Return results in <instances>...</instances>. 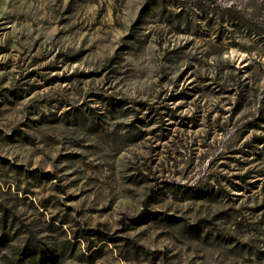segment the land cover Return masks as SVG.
Wrapping results in <instances>:
<instances>
[{"label": "rangeland", "instance_id": "1", "mask_svg": "<svg viewBox=\"0 0 264 264\" xmlns=\"http://www.w3.org/2000/svg\"><path fill=\"white\" fill-rule=\"evenodd\" d=\"M264 264V0H0V264Z\"/></svg>", "mask_w": 264, "mask_h": 264}, {"label": "trees", "instance_id": "2", "mask_svg": "<svg viewBox=\"0 0 264 264\" xmlns=\"http://www.w3.org/2000/svg\"><path fill=\"white\" fill-rule=\"evenodd\" d=\"M21 258H19V260L18 261H15V262H11L10 264H23L24 263V261H28V260H30L31 258V255H30V253L29 252H27V251H24L22 254H21V256H20Z\"/></svg>", "mask_w": 264, "mask_h": 264}]
</instances>
